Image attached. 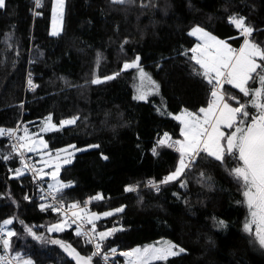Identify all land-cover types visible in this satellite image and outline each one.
<instances>
[{
  "label": "trees",
  "instance_id": "16d2710c",
  "mask_svg": "<svg viewBox=\"0 0 264 264\" xmlns=\"http://www.w3.org/2000/svg\"><path fill=\"white\" fill-rule=\"evenodd\" d=\"M53 2L37 7L34 0H5L0 8V129L37 126L47 116L57 125L77 118L44 139L52 150L83 149L60 170L67 185L57 191L60 199L71 204L100 195L90 211L123 209L97 221V232L117 229L102 240L100 252L168 239L184 253L149 264H264L255 225L244 231L249 212L242 183L229 174L239 161L226 156L222 163L200 153L181 179L161 183L175 172L180 155L158 143L165 133L180 139L173 117L184 109L196 112L210 99V85L193 72L199 66L189 59L195 45L189 31L199 26L238 49L243 37L229 18L239 16L253 27L252 42L264 47V0H64L57 35L50 34ZM137 57V67L123 70ZM141 70L157 85L142 90L145 99L135 98ZM29 79L33 92H27ZM97 79L103 80L93 83ZM248 87H261L258 76ZM222 90L256 114L251 94L229 84ZM0 157H9L0 158V222L14 219L12 255L32 264H74L52 242L57 240L88 257L76 226L48 233L46 227L62 216L41 210L31 175L12 176L22 156L1 136ZM150 179L161 183L158 192L146 187ZM130 186L138 189L126 191ZM29 227L40 235L34 238Z\"/></svg>",
  "mask_w": 264,
  "mask_h": 264
},
{
  "label": "snow or ice",
  "instance_id": "6c2138e0",
  "mask_svg": "<svg viewBox=\"0 0 264 264\" xmlns=\"http://www.w3.org/2000/svg\"><path fill=\"white\" fill-rule=\"evenodd\" d=\"M114 2L122 3L123 0H114ZM64 0H55L53 7V35L58 34L56 29V21L62 16ZM37 7L40 6V0H36ZM6 7L5 0H0V8ZM229 23L233 24L243 37V42L239 49L232 48L226 41L219 40L214 36L209 35L207 32L202 31L200 28H194L189 35L198 36L203 41L195 48L191 49L192 55L189 57L199 69L194 68L193 72L201 76L204 80L211 85L210 100L206 107H201L198 111L193 112L187 109L182 110L180 115L173 118L178 120L181 127V135L184 137L183 141L176 140L169 144L180 153L179 164L175 172L165 177L161 183H168L176 180L186 168H190L195 159L201 152L206 153L214 159L225 161L226 156H231L239 161L237 166L229 170L232 175L243 186L244 203L246 204L249 212V219L244 225V231L251 232L252 226L255 225V236L261 247H264V47L258 46L250 39L254 31L253 27L247 25L245 19L239 16H232L229 18ZM139 57H137V60ZM136 62L125 64L124 68L137 67ZM118 74V73H117ZM255 74V75H254ZM142 81L147 79L148 83L152 84L153 88L157 85L151 81L150 77L141 70ZM258 76L261 87L252 90L248 87L250 80ZM114 77H106L105 79H113ZM99 80H94L93 83H100ZM224 84H229L233 88L238 89L245 97L251 94V105L256 109V114H252L246 110L243 103L237 100L239 106L233 107L228 102L229 100L236 99L233 96H227L221 91ZM29 85L34 89L35 85L29 79ZM147 93L141 91L135 97L137 99H145ZM77 118L64 120L57 126L52 123L51 116L47 117L44 121V127L41 131L58 130L64 126L74 124ZM228 128L234 129L226 134L221 129ZM13 136V130L0 129V135ZM18 140L24 141L20 144V148H27L28 151H34L37 147L36 142L28 143L30 136L25 130L24 137H17ZM171 137L165 133L164 137L158 141L159 144H167ZM39 146L47 148L42 140ZM74 147V146H72ZM66 151V150H61ZM155 151V150H154ZM59 156V153L57 154ZM8 159L9 157H0ZM107 159V157H104ZM65 163H70V160H65ZM37 173L42 170H34ZM59 171V165L56 166V173ZM16 175H23L20 169L16 170ZM203 175V174H202ZM52 179L56 180V174L52 175ZM59 184V181H56ZM151 184V182H149ZM67 185H60L65 187ZM155 186V185H152ZM126 191H133L134 188L128 187ZM99 195L94 199H101ZM25 199H28L26 196ZM41 210H44L45 205H41ZM63 207V205H61ZM70 210L79 209L78 204H71ZM58 210V209H53ZM123 209H116L117 212ZM84 209H79V212L73 211V216H79L83 213ZM113 212L104 213L105 216L113 215ZM100 217L92 213L88 217V223H93L94 219ZM75 223V220L72 221ZM11 219L3 221V224H12ZM223 226L224 222L219 221ZM67 221L53 224L48 228L49 232L63 231ZM30 235L35 234L31 228H26ZM117 231L112 229L109 232H99L95 236L89 237L87 243H92L96 236L100 240L106 239L109 235ZM92 232L95 233L93 227ZM76 234L81 235L80 227L76 229ZM3 239V248L7 251L10 248V241L15 232L7 231ZM53 243L60 244L64 251L72 257L76 264H92V258L100 253L101 244L96 243V251L92 256L85 257L81 255L75 248L69 244L61 241L54 240ZM176 245L165 242L163 247L145 246L141 249H134L132 252H124L121 255L126 257L136 255L141 264H149L151 260H166L168 256L178 255L183 252V249L175 251ZM116 249H112L115 253ZM4 257H0V264L4 261ZM14 260H19V257H13ZM23 264H32L30 260H24Z\"/></svg>",
  "mask_w": 264,
  "mask_h": 264
},
{
  "label": "rangeland",
  "instance_id": "374dc122",
  "mask_svg": "<svg viewBox=\"0 0 264 264\" xmlns=\"http://www.w3.org/2000/svg\"><path fill=\"white\" fill-rule=\"evenodd\" d=\"M35 2H36V0H34ZM113 2H114V0H112ZM42 2V0H40V3ZM54 2H55V0H54ZM54 2H53V7H54ZM116 3H120V2H116ZM62 15H63V13H62ZM53 8H52V20H51V29H50V34H52V32H53ZM194 28H200L202 31H204V32H207L206 30H204L203 28H201V27H199V26H195V27H193L190 31H189V33L194 29ZM56 29H57V31H58V34L61 32V30H62V16L59 18V19H57V21H56ZM209 35H211V36H213L212 34H210L209 32H207ZM53 35V34H52ZM57 35V34H56ZM191 37H193L194 39H195V45L192 47V48H195L198 44H202L203 43V41L201 40V39H199L198 38V36H194V35H190ZM218 39V38H217ZM220 40V39H219ZM191 48V49H192ZM191 49H190V52H191ZM191 55H192V52H191ZM133 62H136L137 63V65H138V60H135V61H133ZM130 63H132V62H127V63H125V64H130ZM124 64V65H125ZM124 65H123V70H128V69H131V68H134V67H130V68H127V69H125L124 68ZM140 73L141 72H139V75H138V88H137V92L140 94V92L142 91V90H145V88H146V86L149 88L148 90H154V88H152V85L149 83L148 85H146L145 83H146V81H142V79H141V75H140ZM97 80H99V81H102L101 79H97ZM231 86V85H230ZM232 87V86H231ZM210 88V87H209ZM35 89H36V84H35ZM35 89L33 90V91H35ZM32 91V92H33ZM221 91L222 92H224L222 89H221ZM210 93V92H209ZM225 93V92H224ZM227 96H229L228 94H226L225 93V98L227 99ZM231 96V95H230ZM210 98V97H209ZM229 103H230V105L231 106H233V107H237V106H239L238 104H237V102H236V100H229L228 101ZM181 114V113H180ZM180 114H178V115H180ZM177 116V115H176ZM47 117H49V116H47ZM46 117V118H47ZM46 118H44L40 123H39V125H37V126H29V127H27V128H25L23 131H22V133H21V135H20V137H24L25 136V130H27V133H28V135L30 136V140L28 141V143L29 144H31L33 141L34 142H36V144H37V147H36V149L34 150V151H28L27 150V148H22L23 149V152H24V154L25 155H30V156H32V157H34L35 158V160H36V163L38 164V167H39V170H42V171H40V175L42 176V177H44L45 179H46V181H47V183H48V185L50 186V188L51 189H53L54 191H58L59 190V188H61L60 187V185H63L62 183H61V181L59 180V173H60V170H61V168L64 166V165H66V164H68V163H65L64 161L65 160H70V162L72 161V159H73V157H74V155L76 154V153H78V152H80V151H82L83 149H78V148H75V147H72L73 145H70V146H67V147H63V148H61V149H59V150H52V149H50L49 148V146H48V144H47V142L45 141V139H44V134H46V133H48V132H51V131H55V130H48V131H41V129L45 126L44 125V121H45V119ZM52 123L53 124H55L53 121H52ZM55 125H57V124H55ZM181 125V124H180ZM57 126H59V125H57ZM68 126V125H67ZM65 127V126H64ZM181 127H182V125H181ZM58 129H60L59 127H58ZM226 129L227 128H223L222 127V131L223 132H225L226 134H228V131H226ZM43 141L45 144H47V148H44V147H42V146H39V142L40 141ZM176 140H180V141H183L184 140V137L182 136L180 139H176ZM176 140H173V139H171L166 145H168L169 146V144H171L172 142H174V141H176ZM22 143H24V141H22ZM61 150H66V151H61ZM59 153V156L57 155ZM201 153H203V154H205V155H207L206 153H204V152H201ZM179 155H180V153H179ZM213 158V157H212ZM179 164V163H178ZM57 165H59V171H58V173H56V166ZM186 171V169L184 170V172ZM53 174H56V180H53L52 179V175ZM182 175H183V173L176 179V180H173V181H178L179 179H181L182 178ZM12 176H14V177H19V176H17V175H15V174H13L12 173ZM59 181V184L56 182V181ZM5 196V198L8 200V202L10 203V205L12 206V207H16L17 205H15L14 203H13V201H12V197H10L11 195H10V192L9 191H7L6 192V194L4 195ZM79 209H84L85 211L83 212V213H80V215L79 216H73L72 215V213H73V211H76V212H79ZM79 209H73V210H71V215H72V217L74 218V219H76V220H80L81 218H83V219H85L86 221H88V217L90 216V212H92V213H95V214H97L100 218L99 219H94L93 220V223H91V225H92V227H96L95 225L97 224V221H99L100 219H103V218H105V217H108V216H105L104 215V213H102V214H100V213H97V212H93V211H90V208H79ZM110 212H113L114 214L115 213H117V211L116 210H113V211H110ZM57 214H60V213H57ZM61 216H62V219H61V221H59V222H57V223H61V222H63V221H67V224H66V226L64 227V230L65 229H67L68 228V226H69V224H70V222L71 221H68L62 214H61ZM8 219H11L12 221H14V219L13 218H8ZM7 219V220H8ZM57 223H54V224H57ZM13 224V223H12ZM12 224H9V225H6L5 226V232H7V231H12V232H14V230L12 229ZM53 224H51V225H48L47 227H46V230L48 231V228L49 227H51ZM29 228H31V227H29ZM32 229V232L35 234V236H39L40 234L39 233H37V230L36 229H34V228H31ZM76 231V230H75ZM59 232H61V231H59ZM59 232H49L48 231V233H59ZM101 232H109V230H107V231H101ZM99 233V232H98ZM12 239V238H11ZM165 242H169V243H171V244H174L173 242H171L170 240H168V239H160V240H157V241H155V242H153V243H151V244H147V245H143V246H138V247H136V248H133V249H130V250H128L127 252H132L134 249H143L145 246H155V247H163L164 246V243ZM174 245H176V244H174ZM10 246H11V241H10ZM177 246V245H176ZM179 249H181L180 247H176V249H174L175 251H179ZM8 251H9V253L12 255V253L10 252V248L8 249ZM123 251H125V250H123ZM182 253H184V251L183 252H180L179 254H182ZM106 254H108V255H114V256H118L119 258H120V255H121V253L120 252H115V253H113L112 251H111V253H106ZM178 254V255H179ZM19 254H14V255H12V256H14V257H19L20 259L19 260H17L18 261V264H23V261L24 260H28V259H26V258H24V259H22L23 257H21L20 255L18 256ZM176 256V255H175ZM121 257H122V255H121ZM126 257V256H125ZM169 257H173V256H168L167 258H169ZM126 259H127V261L129 260V262L127 263V264H141V260H138L137 258H136V255H133V256H129V257H126ZM155 261H161V260H151V261H149V263H151V262H155Z\"/></svg>",
  "mask_w": 264,
  "mask_h": 264
},
{
  "label": "built area",
  "instance_id": "2783aa9c",
  "mask_svg": "<svg viewBox=\"0 0 264 264\" xmlns=\"http://www.w3.org/2000/svg\"><path fill=\"white\" fill-rule=\"evenodd\" d=\"M32 84L35 85V83L33 82ZM26 88H27V92H32L35 89V87L34 89L30 87L29 82ZM210 89H211V85L209 88V92H210ZM24 129L25 127L23 123H19L13 129H5V130H13L15 133L13 136H9L7 134L0 135L2 138H4L8 142V144L10 145V147L15 153L22 156V163L14 170L15 174H16V170L20 169L23 174L31 175V177L36 182L35 195L39 203L41 205H45L46 210L51 211L53 213H60L68 221H71V224H75L77 227L78 226L80 227V230L82 233L80 235L82 243L84 246L89 248L88 256H92L93 252L96 251L95 244L96 243L101 244L102 240H100L99 237L96 236V238L93 240L92 243H87V240L89 239V237L95 236L97 231L95 230V233H93L92 232L93 227L85 219L83 218H81L80 220L74 219L71 215V210L69 209V206L71 204H67L62 199L59 198L57 191H54L53 189L50 188L46 179L40 175V171L38 173L34 171V170H39V167H38V164L36 163L35 158L30 155L24 154L23 149L19 147L22 141L17 139V137H20ZM170 148L178 152L174 147H170ZM154 153L155 151L153 150V154ZM190 168H186V170ZM149 182H151V184ZM152 185H155V186H152ZM130 187L134 188V190L138 189L137 186H130ZM146 187L152 189L154 192H158L161 187V183L155 181L154 179H150L147 181ZM96 196L97 195H89L82 202H75L73 204H78L79 208H89L92 205H95L102 200V198L99 200L94 199V197ZM61 205H63V207H61ZM53 209H58V210H53ZM73 220H75V223L72 222ZM5 233H6L5 225L3 224V221H2L0 222V257L5 258L2 264H18V261L13 259L14 256H12L8 250L5 251L3 248V239L6 238L4 235ZM124 252H127V251H121L120 253H124ZM92 259H97L101 264H127L129 262V260L127 261L124 255H122V257L120 255V258H119L118 256H114V255L111 256V255H108L102 252H100L98 255L93 256ZM118 259H121V260H118Z\"/></svg>",
  "mask_w": 264,
  "mask_h": 264
},
{
  "label": "water",
  "instance_id": "95a60500",
  "mask_svg": "<svg viewBox=\"0 0 264 264\" xmlns=\"http://www.w3.org/2000/svg\"><path fill=\"white\" fill-rule=\"evenodd\" d=\"M11 197V196H10ZM12 201H13V203L15 204V205H17L18 203L16 202V201H14L13 199H12ZM63 243H65V244H68V243H66V242H63ZM70 245V244H69ZM62 248V247H61ZM62 250L64 251V249L62 248ZM65 252V251H64ZM65 254H66V256L74 263V264H76V262H75V260L72 258V257H70L66 252H65Z\"/></svg>",
  "mask_w": 264,
  "mask_h": 264
},
{
  "label": "crops",
  "instance_id": "0c3cea01",
  "mask_svg": "<svg viewBox=\"0 0 264 264\" xmlns=\"http://www.w3.org/2000/svg\"><path fill=\"white\" fill-rule=\"evenodd\" d=\"M239 48H240V47H239ZM239 48H238V49H239ZM227 129H228V128H227ZM227 129H226V130H227ZM90 213L92 214V212H90Z\"/></svg>",
  "mask_w": 264,
  "mask_h": 264
}]
</instances>
